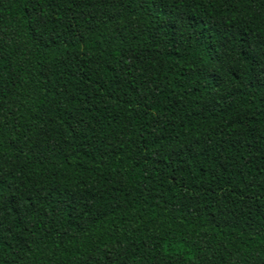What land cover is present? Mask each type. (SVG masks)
<instances>
[{"label":"trees","instance_id":"obj_1","mask_svg":"<svg viewBox=\"0 0 264 264\" xmlns=\"http://www.w3.org/2000/svg\"><path fill=\"white\" fill-rule=\"evenodd\" d=\"M0 264H264V0H0Z\"/></svg>","mask_w":264,"mask_h":264}]
</instances>
